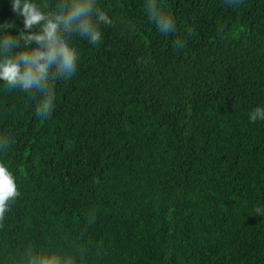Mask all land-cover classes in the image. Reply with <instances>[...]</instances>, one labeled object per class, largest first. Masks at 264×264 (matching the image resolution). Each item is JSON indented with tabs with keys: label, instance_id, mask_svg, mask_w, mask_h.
Segmentation results:
<instances>
[{
	"label": "trees",
	"instance_id": "16d2710c",
	"mask_svg": "<svg viewBox=\"0 0 264 264\" xmlns=\"http://www.w3.org/2000/svg\"><path fill=\"white\" fill-rule=\"evenodd\" d=\"M157 3L175 33L145 0H99L113 24L98 45L76 38L50 118L0 81V162L20 191L0 264L28 247L84 251L86 264H264V121L249 119L264 107V0ZM4 21L23 29L11 0Z\"/></svg>",
	"mask_w": 264,
	"mask_h": 264
},
{
	"label": "clouds",
	"instance_id": "9594fccd",
	"mask_svg": "<svg viewBox=\"0 0 264 264\" xmlns=\"http://www.w3.org/2000/svg\"><path fill=\"white\" fill-rule=\"evenodd\" d=\"M224 4L235 8L243 0H224ZM144 7L159 32L167 36L177 31L174 18L162 10L157 0H145ZM11 9L22 18L23 29L15 21L0 23V81L9 92L20 90L32 94L36 97L37 119L50 118L55 108L56 82L67 81L76 74L80 53L74 41L79 37L90 44H100L101 25L111 26L113 21L101 9L99 0H42L41 3L11 0ZM173 47L177 51L182 49L183 39L178 37ZM249 119L264 121V107L253 109ZM10 143V134L0 135V151H7ZM19 196L15 175L0 162V227ZM255 211L264 215L260 207ZM86 255L84 251L69 255L59 247L41 251L28 247L13 255L8 264H86Z\"/></svg>",
	"mask_w": 264,
	"mask_h": 264
}]
</instances>
